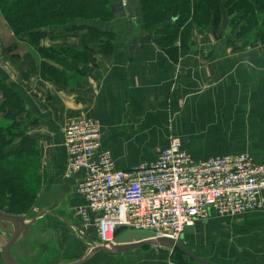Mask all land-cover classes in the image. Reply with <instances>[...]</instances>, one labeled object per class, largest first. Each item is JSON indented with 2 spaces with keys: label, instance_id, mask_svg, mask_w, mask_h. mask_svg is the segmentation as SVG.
<instances>
[{
  "label": "crops",
  "instance_id": "obj_1",
  "mask_svg": "<svg viewBox=\"0 0 264 264\" xmlns=\"http://www.w3.org/2000/svg\"><path fill=\"white\" fill-rule=\"evenodd\" d=\"M111 1L114 19L96 23L106 36L92 41L87 30L55 29L41 41L51 58L18 40L0 15V80L24 98L28 135L39 142L49 178L39 209L68 227L73 225L70 214L85 200L76 192L81 174L64 179L63 131L82 117L100 121L103 149L110 151L119 171L156 161L173 138L197 161L248 154L264 163V45L244 46L229 30L224 36L194 33L190 52L172 56L157 43L155 30L143 25L137 0ZM42 65L57 81L42 77ZM59 199L63 203H55ZM87 232L91 246L67 249L60 256L65 263L81 260L97 243L96 229ZM48 235L39 232L28 240L37 259L45 250L36 254L43 244L36 242ZM181 242L213 264H264V204L241 217L213 215ZM25 250H18L16 258L30 263L20 260ZM171 253L175 251L155 247L118 255L99 252L83 264H168L175 259Z\"/></svg>",
  "mask_w": 264,
  "mask_h": 264
},
{
  "label": "built area",
  "instance_id": "obj_2",
  "mask_svg": "<svg viewBox=\"0 0 264 264\" xmlns=\"http://www.w3.org/2000/svg\"><path fill=\"white\" fill-rule=\"evenodd\" d=\"M63 133L64 179L81 174L76 192L85 200L75 214L84 229H96L99 245L113 246L119 228L180 241L213 215L241 217L263 207L264 163L248 154L197 161L173 138L156 161L119 171L103 149L99 120L82 117ZM168 264L183 263L171 258Z\"/></svg>",
  "mask_w": 264,
  "mask_h": 264
},
{
  "label": "trees",
  "instance_id": "obj_3",
  "mask_svg": "<svg viewBox=\"0 0 264 264\" xmlns=\"http://www.w3.org/2000/svg\"><path fill=\"white\" fill-rule=\"evenodd\" d=\"M137 2L143 25L155 30L157 43L172 56L190 52L194 33L224 36L229 30L244 46L264 45V0ZM0 15L15 37L33 46L43 58H51V51L42 49L41 41L53 30H87L90 40L99 41L106 35L98 31L96 23L114 19L111 0H0ZM42 77L57 81L45 65ZM29 127L24 98L0 80V211L12 216H27L32 211L45 182L41 147L37 139L29 137Z\"/></svg>",
  "mask_w": 264,
  "mask_h": 264
},
{
  "label": "water",
  "instance_id": "obj_4",
  "mask_svg": "<svg viewBox=\"0 0 264 264\" xmlns=\"http://www.w3.org/2000/svg\"><path fill=\"white\" fill-rule=\"evenodd\" d=\"M10 83V82H8ZM51 214L59 219L56 215ZM46 215L45 211L37 212L33 217L12 216L0 211V225L10 226L12 235L4 246L3 252L0 255L2 264H21L14 256V251H21L23 248H28V240L32 234L44 233L46 224L40 223L42 217ZM60 220V219H59ZM39 231V232H38ZM193 228H188L186 233H192ZM182 241V240H181ZM181 241H174L168 238H158L156 234L149 231H130L126 228H119L115 234V244L111 247L95 244L91 251L81 260L74 263L60 264H83L88 261L96 253H106L109 255H118L141 249L144 247L168 248L180 252L192 262L198 264H213L210 261L196 256L190 251Z\"/></svg>",
  "mask_w": 264,
  "mask_h": 264
},
{
  "label": "rangeland",
  "instance_id": "obj_5",
  "mask_svg": "<svg viewBox=\"0 0 264 264\" xmlns=\"http://www.w3.org/2000/svg\"><path fill=\"white\" fill-rule=\"evenodd\" d=\"M44 179H45V182L43 184V188L41 190V193L38 196L36 204H35L34 208L32 209V211L30 213H28L26 217H33L37 212L40 211L39 203H42L41 201L44 200L43 198H45L44 193L46 192L45 191L46 187H47L46 184L49 181V178L46 176L45 173H44ZM55 203H63V201H60V199H59L58 202H55ZM58 207L59 206L56 205L55 209H57ZM55 209L53 207V210H55ZM75 215H76L75 211L73 214L72 213L70 214V220H73L71 222V224H73V225H71L70 227L66 226L62 222L52 221L51 219H49L50 217H48L46 215H45V217H42V220L40 222L46 224L45 232L49 234L44 241L36 242V243H42L43 242V244L41 246H38V247H40V252L36 253V254H42V252L45 250L42 258L37 259L38 257H34L33 253L36 250H33V248L29 246L28 248H26V250H25V248H23L25 250V252H24L25 257H22L20 260L30 261V263L26 262V264H38V262H39V264H45L47 262H49L50 264H60V263L66 262V261H64V259L60 258V256L62 257L63 255H61V254L63 252H65L67 249L74 248V246H76L80 243H84V245H86L87 247H90L91 243H89L88 237H87V235L89 236V232H87L88 229L83 228V226L81 225V221ZM49 225L53 229L48 228ZM12 232L13 231H12V228L10 226L0 225V255L3 252L4 246L6 245L9 238L11 237ZM52 233H53V235H52ZM34 234L36 236L38 235L35 232H34ZM54 239L57 240L56 248H55ZM54 249L57 251L55 254H53L54 252L51 253V251H50V250H54ZM49 252H50V254H52L51 256L49 255ZM16 254H17L16 251H14L15 257H16ZM174 258L176 260H178V262L180 261V263H183V264L188 263L186 258L178 255L176 252L174 254ZM34 259H37L36 260L37 262L34 261ZM0 264H2L1 259H0Z\"/></svg>",
  "mask_w": 264,
  "mask_h": 264
},
{
  "label": "bare ground",
  "instance_id": "obj_6",
  "mask_svg": "<svg viewBox=\"0 0 264 264\" xmlns=\"http://www.w3.org/2000/svg\"><path fill=\"white\" fill-rule=\"evenodd\" d=\"M48 213V212H47ZM48 215V214H47ZM49 216V215H48ZM43 217H45V216H43ZM186 233V232H185Z\"/></svg>",
  "mask_w": 264,
  "mask_h": 264
}]
</instances>
